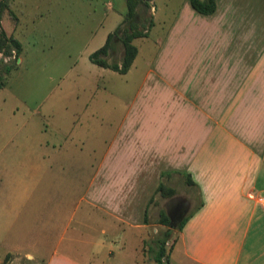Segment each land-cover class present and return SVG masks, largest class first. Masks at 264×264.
Wrapping results in <instances>:
<instances>
[{"label": "crops", "instance_id": "crops-1", "mask_svg": "<svg viewBox=\"0 0 264 264\" xmlns=\"http://www.w3.org/2000/svg\"><path fill=\"white\" fill-rule=\"evenodd\" d=\"M202 16L220 33L211 59L223 73L202 76L212 83L207 96L174 87L172 125L190 110L197 129L170 127L155 143L159 158L187 171L181 175L198 199L166 264H264V9L216 0L214 13ZM27 129L0 122V264H144L135 247L144 173L125 164L127 146L93 168L83 207L70 197L52 203L56 189L43 183L48 143L34 142Z\"/></svg>", "mask_w": 264, "mask_h": 264}, {"label": "rangeland", "instance_id": "rangeland-1", "mask_svg": "<svg viewBox=\"0 0 264 264\" xmlns=\"http://www.w3.org/2000/svg\"><path fill=\"white\" fill-rule=\"evenodd\" d=\"M225 1L230 9L240 5L264 9V0ZM150 2L153 25L147 37L133 40L138 53L125 74L88 60L124 18L125 0H9L17 20L8 12L1 20L22 50L0 88V122L25 125L23 132L33 134L34 142L48 143L43 183L56 189L50 195L52 203L69 202L70 197L83 207L79 197L91 189L93 168L109 151L127 146L125 164L132 173H144V227L137 231L135 245L137 262L144 264H155L150 246L167 232L165 247L170 251L177 225L198 201L195 188L181 175L187 171L155 154V143L168 135L170 127V132L180 133L198 125L197 113L190 110L179 115L176 127L172 125L175 99L170 102V93L175 87L181 95H210L212 83L201 82L202 76L219 78L223 73V65L211 59L220 33L192 10L188 0ZM231 22L233 17L226 28ZM116 48L110 59L119 61L122 47ZM7 61L0 54V65ZM159 183L172 197L189 202L182 219H174L171 227L164 218L169 198L156 191Z\"/></svg>", "mask_w": 264, "mask_h": 264}, {"label": "trees", "instance_id": "trees-1", "mask_svg": "<svg viewBox=\"0 0 264 264\" xmlns=\"http://www.w3.org/2000/svg\"><path fill=\"white\" fill-rule=\"evenodd\" d=\"M188 3L195 12L201 15H210L216 10V0H188ZM125 4L126 13L122 21L107 34L103 45L88 55V60L92 64L119 74H125L136 57L137 47L133 40L138 37H147L153 25L152 15L148 13L151 8L150 0H125ZM5 12H8L12 19L17 20L15 14L9 9V0H0V54L10 60L0 65V88L4 85V75L15 67V62L22 50L20 42L8 35L1 26L2 15ZM117 45L122 47L121 58L119 61L111 60L110 58L117 50ZM186 182L194 185L189 179ZM156 191L160 192L163 197H172L169 195L170 190L163 183L157 186ZM189 214L177 225L178 229L182 228ZM164 218L169 224L166 213ZM168 238L167 232L162 237H157L154 242L155 247L150 246L155 264H166L168 260V251L165 247Z\"/></svg>", "mask_w": 264, "mask_h": 264}, {"label": "water", "instance_id": "water-1", "mask_svg": "<svg viewBox=\"0 0 264 264\" xmlns=\"http://www.w3.org/2000/svg\"><path fill=\"white\" fill-rule=\"evenodd\" d=\"M180 198H182V197H171V198H169L166 201V204H165V212H166V214H167V216L169 218L170 227L173 225V221L175 219L174 214H175V212L178 209V205L176 204V201L179 200ZM185 203H186V205L189 206V202L188 201H186Z\"/></svg>", "mask_w": 264, "mask_h": 264}, {"label": "flooded vegetation", "instance_id": "flooded-vegetation-1", "mask_svg": "<svg viewBox=\"0 0 264 264\" xmlns=\"http://www.w3.org/2000/svg\"><path fill=\"white\" fill-rule=\"evenodd\" d=\"M187 200L185 198H180L179 200L176 201V204L178 205V209L174 214L175 219H180L182 216L186 213L188 209V205H186Z\"/></svg>", "mask_w": 264, "mask_h": 264}, {"label": "built area", "instance_id": "built-area-1", "mask_svg": "<svg viewBox=\"0 0 264 264\" xmlns=\"http://www.w3.org/2000/svg\"><path fill=\"white\" fill-rule=\"evenodd\" d=\"M263 203H264V200H263Z\"/></svg>", "mask_w": 264, "mask_h": 264}]
</instances>
